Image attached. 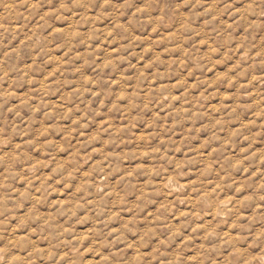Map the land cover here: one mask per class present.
<instances>
[{
    "label": "clouds",
    "instance_id": "obj_1",
    "mask_svg": "<svg viewBox=\"0 0 264 264\" xmlns=\"http://www.w3.org/2000/svg\"><path fill=\"white\" fill-rule=\"evenodd\" d=\"M0 264H264V0H0Z\"/></svg>",
    "mask_w": 264,
    "mask_h": 264
}]
</instances>
